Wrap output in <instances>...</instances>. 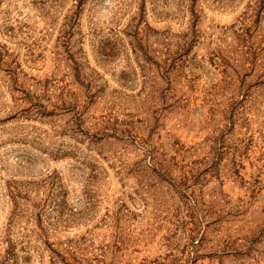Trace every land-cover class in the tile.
<instances>
[{
    "label": "rangeland",
    "instance_id": "1",
    "mask_svg": "<svg viewBox=\"0 0 264 264\" xmlns=\"http://www.w3.org/2000/svg\"><path fill=\"white\" fill-rule=\"evenodd\" d=\"M0 264H264V0H0Z\"/></svg>",
    "mask_w": 264,
    "mask_h": 264
}]
</instances>
